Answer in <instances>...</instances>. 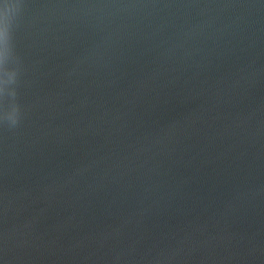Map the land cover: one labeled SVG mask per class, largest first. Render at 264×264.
<instances>
[{
    "label": "water",
    "instance_id": "1",
    "mask_svg": "<svg viewBox=\"0 0 264 264\" xmlns=\"http://www.w3.org/2000/svg\"><path fill=\"white\" fill-rule=\"evenodd\" d=\"M0 264H264V0H0Z\"/></svg>",
    "mask_w": 264,
    "mask_h": 264
},
{
    "label": "clouds",
    "instance_id": "2",
    "mask_svg": "<svg viewBox=\"0 0 264 264\" xmlns=\"http://www.w3.org/2000/svg\"><path fill=\"white\" fill-rule=\"evenodd\" d=\"M6 7H11L15 12H17L19 10V4L16 3V4H9V5H6Z\"/></svg>",
    "mask_w": 264,
    "mask_h": 264
}]
</instances>
